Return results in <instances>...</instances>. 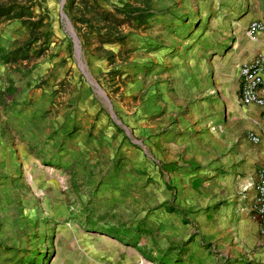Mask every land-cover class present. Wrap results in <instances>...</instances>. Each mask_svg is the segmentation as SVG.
I'll use <instances>...</instances> for the list:
<instances>
[{"label": "rangeland", "instance_id": "obj_1", "mask_svg": "<svg viewBox=\"0 0 264 264\" xmlns=\"http://www.w3.org/2000/svg\"><path fill=\"white\" fill-rule=\"evenodd\" d=\"M64 1L0 0V264L189 259L194 211L251 199L221 171L204 205V147L234 127L221 62L264 0Z\"/></svg>", "mask_w": 264, "mask_h": 264}, {"label": "crops", "instance_id": "obj_2", "mask_svg": "<svg viewBox=\"0 0 264 264\" xmlns=\"http://www.w3.org/2000/svg\"><path fill=\"white\" fill-rule=\"evenodd\" d=\"M255 21L264 24V16L253 13L245 20L243 27H248ZM242 28L237 31V42L226 55L225 61L221 62L225 72L233 76L230 103L234 106L235 123L229 130L221 127L223 135L220 136L227 140H220V147H204L206 155L203 164L207 167L204 175L209 179L205 183L207 191L212 188L217 189V183L223 184L222 177H216L221 171H225L227 177L236 176L241 186L254 182L257 172L264 169V121L261 119L263 111L257 105L244 107L239 104L236 78V69L239 65L249 63L258 54H264V31L251 40L246 35L247 28L245 32ZM249 134L258 136L260 142L257 144L251 142L248 138ZM226 141L231 147H226ZM13 150L11 147L12 157L18 151ZM1 151L3 147H0ZM248 192L252 197L254 191ZM214 195L215 193L211 191L205 193L204 201L207 202L204 205H211ZM241 202V205L229 207L228 210L220 207L221 209L215 212L208 205L209 207L205 206L204 209L196 210L191 214L194 219V236L188 245L189 259L181 256L173 259L155 258L148 256L147 251L138 249L141 252L135 250V254L132 253V256L125 259L115 257L117 261L114 264H172L175 261L184 264H249L252 259L259 256L258 251L264 244V237L259 235L257 223L250 215L251 199L249 202L243 200ZM198 243L201 248L198 247Z\"/></svg>", "mask_w": 264, "mask_h": 264}, {"label": "built area", "instance_id": "obj_3", "mask_svg": "<svg viewBox=\"0 0 264 264\" xmlns=\"http://www.w3.org/2000/svg\"><path fill=\"white\" fill-rule=\"evenodd\" d=\"M264 31V24L258 21L251 22L246 35L251 40ZM238 81V100L241 106L257 105L262 109L261 119L264 121V54L256 55L249 63L239 65L236 69ZM253 143H259L260 138L249 134ZM245 191L253 190L251 197L250 215L257 223L258 233L264 237V169L257 172L256 180L248 183Z\"/></svg>", "mask_w": 264, "mask_h": 264}, {"label": "water", "instance_id": "obj_4", "mask_svg": "<svg viewBox=\"0 0 264 264\" xmlns=\"http://www.w3.org/2000/svg\"><path fill=\"white\" fill-rule=\"evenodd\" d=\"M64 3L65 1L64 0H61V8H63L64 6ZM61 18L64 20L65 22V25H66V31L68 32L69 36L71 37L72 39V42L74 44V52H75V57L77 59V63L79 65V67L81 68L82 71H84L86 68H85V65L83 64V61H82V51H81V47L79 45V41H78V38L74 32V29L68 19V17L66 16V14L61 10ZM88 81L94 85L95 89H96V92L101 96L103 97V99L106 101V103L109 105V108L110 110L112 109V106L109 102V99L105 96V94L103 93V91L101 90V88L94 82V80L89 76L88 73H85Z\"/></svg>", "mask_w": 264, "mask_h": 264}, {"label": "trees", "instance_id": "obj_5", "mask_svg": "<svg viewBox=\"0 0 264 264\" xmlns=\"http://www.w3.org/2000/svg\"><path fill=\"white\" fill-rule=\"evenodd\" d=\"M121 12H123V14L125 16H130V17H134L135 19H139V15L141 14L142 9L141 8H131V7H126V9H121ZM140 12V14H138L137 12ZM100 14H104V13H100ZM138 250V249H137ZM139 252H141L140 250H138Z\"/></svg>", "mask_w": 264, "mask_h": 264}]
</instances>
